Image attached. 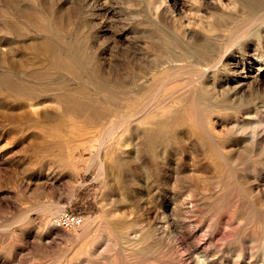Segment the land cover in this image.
Here are the masks:
<instances>
[{
  "label": "rangeland",
  "instance_id": "obj_1",
  "mask_svg": "<svg viewBox=\"0 0 264 264\" xmlns=\"http://www.w3.org/2000/svg\"><path fill=\"white\" fill-rule=\"evenodd\" d=\"M262 5L0 0V264H264ZM65 89L150 109L152 139L103 143L113 119L66 114Z\"/></svg>",
  "mask_w": 264,
  "mask_h": 264
},
{
  "label": "bare ground",
  "instance_id": "obj_2",
  "mask_svg": "<svg viewBox=\"0 0 264 264\" xmlns=\"http://www.w3.org/2000/svg\"><path fill=\"white\" fill-rule=\"evenodd\" d=\"M236 1V0H235ZM253 1H251V4H252ZM255 3V2H254ZM253 3V4H254ZM259 3V2H258ZM263 3V2H262ZM241 4V3H240ZM251 4L250 7H251ZM261 4V3H259ZM244 5V4H243ZM246 5V4H245ZM244 5V6H245ZM254 6V5H253ZM264 7V5H262ZM248 6V8H250ZM258 7H261V6H258ZM263 7L262 8V11H263ZM253 8H256L255 6ZM252 8V9H253ZM258 10V9H257ZM251 15V14H250ZM250 20L251 22V19H248V21ZM247 21V22H248ZM52 44V43H51ZM45 52L47 54L48 57H50L49 59L52 58L53 60V66H55L56 69H58L59 71H63V72H67L68 74H74V77L75 79L76 78H79L80 76V71H78L77 68H75V66H73V64L70 62V61H66V60H62L61 57H60V49L57 47V46H53V45H49V43H46L45 45ZM213 60V59H212ZM168 61V60H167ZM73 62V61H72ZM208 62V61H206ZM212 62V61H211ZM52 63V62H51ZM203 63V62H202ZM75 65V64H74ZM80 65V64H79ZM170 65V64H169ZM173 65V64H172ZM198 66V65H196ZM203 67V65H200ZM77 67V66H76ZM212 67V66H211ZM82 68V67H81ZM162 70L163 69H166V68H163L161 67ZM168 69V68H167ZM198 70V69H197ZM43 73V72H42ZM91 74V73H90ZM47 76V75H46ZM46 76H43V74H36V71H34L30 77H33L35 78L36 80H39V79H44L46 78ZM93 77V76H92ZM91 77V78H92ZM94 78V77H93ZM81 79V78H80ZM87 79V78H86ZM12 80V79H11ZM77 80V79H76ZM89 80V79H88ZM3 81V80H2ZM8 81V80H7ZM87 81V80H86ZM91 81V80H90ZM9 83V82H8ZM90 83V82H89ZM10 87L12 89L14 88H17V89H22L24 87L23 84H20L19 83H12L10 82ZM8 84V85H9ZM6 85V84H5ZM94 85V84H93ZM106 84H102V86ZM188 85V84H187ZM16 86V87H15ZM8 87V86H7ZM96 87V86H95ZM99 87V86H98ZM97 87V88H98ZM10 88V89H11ZM104 87L102 88H98L97 89V92L99 93V90L103 91V92H107L108 94H110V99L112 101H114L115 99L119 98L117 97V95H114L113 96V93L111 91H108L106 89H103ZM26 90V88H24ZM9 90V89H8ZM29 90V89H28ZM111 90V89H110ZM182 90V89H181ZM30 91V90H29ZM178 91V90H177ZM176 91V92H177ZM19 92V91H18ZM21 92V91H20ZM138 93V92H137ZM18 94V93H17ZM174 94V93H173ZM177 94V93H176ZM175 94V95H176ZM107 95V94H106ZM107 96V97H108ZM180 96V95H179ZM106 98V97H105ZM177 98H179L177 96ZM107 99V98H106ZM109 100V99H107ZM58 101L60 103V105L62 106V108L64 109V112L70 116H74V117H78L77 115L78 114H85L84 117L87 118V120L85 121H88V122H91L93 123L94 125H106L107 121H111V119H113V123H111L107 129L105 130V138L102 140V142H107L109 141L110 139L113 140V136L114 134L117 132V130H119L120 127H122L123 125L126 126V129H124V126L122 127L125 130H130L132 127H135L134 132L137 134V135H142L144 136L145 138L151 140V136H152V133H151V128L150 127H145L146 124H149V122H145V121H148L147 120V116L151 114V111L149 109L146 110L145 107H140L138 108V106H136V108L134 109H130L129 107V104H128V108L127 109H130L128 111H122L120 108H114V109H109L108 107H104L102 105V107H100L101 104H98L95 100H93L92 98H90L83 90H79V91H68V90H64V92L58 97ZM124 101V100H123ZM109 102V101H108ZM111 102V101H110ZM133 103V102H132ZM103 104V103H102ZM131 104V103H130ZM125 105V104H124ZM127 105V104H126ZM143 105V104H142ZM120 107V106H119ZM133 107V106H132ZM125 109V108H124ZM154 118V116H152ZM80 118V117H79ZM156 118V117H155ZM154 118V119H155ZM85 119V118H83ZM163 121V120H162ZM162 121L160 120V122L158 123V127H162ZM62 121H59L58 124H63V123H60ZM145 125V126H144ZM144 126V127H143ZM141 127V128H140ZM103 128V127H102ZM140 130V131H139ZM132 131V129H131ZM53 133H55V131L53 130L52 131ZM120 132V130L118 131V133ZM123 132V131H122ZM127 132V131H126ZM121 133V132H120ZM56 135V133H55ZM119 135L116 133V136ZM122 134H120L121 136ZM115 137V136H114ZM119 141V139L117 140ZM102 142L100 144H102ZM115 144V143H114ZM103 146V144H102ZM111 148V147H110ZM101 168L99 169L100 171L102 169V165L100 166ZM87 223V221H86ZM85 223V224H86Z\"/></svg>",
  "mask_w": 264,
  "mask_h": 264
},
{
  "label": "built area",
  "instance_id": "obj_3",
  "mask_svg": "<svg viewBox=\"0 0 264 264\" xmlns=\"http://www.w3.org/2000/svg\"><path fill=\"white\" fill-rule=\"evenodd\" d=\"M83 219L72 213L64 212L52 219V225L58 229L68 231L81 226Z\"/></svg>",
  "mask_w": 264,
  "mask_h": 264
}]
</instances>
